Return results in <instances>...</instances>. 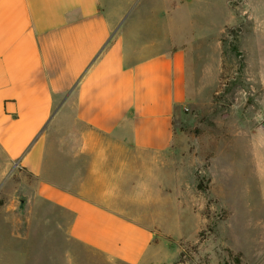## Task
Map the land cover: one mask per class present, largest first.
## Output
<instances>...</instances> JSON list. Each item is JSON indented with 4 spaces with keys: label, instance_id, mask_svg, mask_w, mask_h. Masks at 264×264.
I'll return each mask as SVG.
<instances>
[{
    "label": "crops",
    "instance_id": "1",
    "mask_svg": "<svg viewBox=\"0 0 264 264\" xmlns=\"http://www.w3.org/2000/svg\"><path fill=\"white\" fill-rule=\"evenodd\" d=\"M226 1L149 0L113 38L105 0H0V178L18 170L19 212L53 217L62 264L155 259L158 160L201 94L198 47L218 79L221 15L199 24L215 5L235 20ZM22 226L11 240L35 241Z\"/></svg>",
    "mask_w": 264,
    "mask_h": 264
},
{
    "label": "rangeland",
    "instance_id": "2",
    "mask_svg": "<svg viewBox=\"0 0 264 264\" xmlns=\"http://www.w3.org/2000/svg\"><path fill=\"white\" fill-rule=\"evenodd\" d=\"M105 2L118 21L113 38L125 18L139 17L150 4ZM226 4L235 16L230 24L217 5L213 21L201 16L199 25L212 27L221 15L220 71L215 79L205 69L203 57H211L212 49L198 47L201 94L183 108L172 148L158 160L157 245L147 264H264V0ZM8 174L0 178V264H56V258L62 264V233L53 231V217L19 212L29 204L21 200L18 170ZM28 222L36 240H11L9 235L28 234L22 226Z\"/></svg>",
    "mask_w": 264,
    "mask_h": 264
},
{
    "label": "water",
    "instance_id": "3",
    "mask_svg": "<svg viewBox=\"0 0 264 264\" xmlns=\"http://www.w3.org/2000/svg\"><path fill=\"white\" fill-rule=\"evenodd\" d=\"M261 127L264 129V122L262 123Z\"/></svg>",
    "mask_w": 264,
    "mask_h": 264
}]
</instances>
